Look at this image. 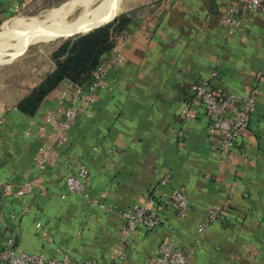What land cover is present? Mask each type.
<instances>
[{"label":"crops","instance_id":"1","mask_svg":"<svg viewBox=\"0 0 264 264\" xmlns=\"http://www.w3.org/2000/svg\"><path fill=\"white\" fill-rule=\"evenodd\" d=\"M34 1L0 0V21ZM232 6L237 22L228 23ZM130 10L119 42L124 61L107 69L93 101L73 102L67 126L57 108L68 104L60 91L70 79L34 111L18 107L54 65L0 90V247L12 238L17 251L147 264L171 239L193 247L188 264H264V3L252 11L245 0H145ZM202 78L238 96L257 88L230 157L210 132V112L189 90ZM40 146L48 149L43 166ZM80 164L89 171L87 196L66 192L63 182ZM25 183L32 190L16 195ZM177 190L188 198L185 217L169 196ZM134 202L162 221L149 230L139 225L125 245L119 210ZM216 205L217 217L199 233Z\"/></svg>","mask_w":264,"mask_h":264},{"label":"built area","instance_id":"2","mask_svg":"<svg viewBox=\"0 0 264 264\" xmlns=\"http://www.w3.org/2000/svg\"><path fill=\"white\" fill-rule=\"evenodd\" d=\"M261 3H264V0H245L246 7L252 11L256 10ZM236 11L237 6L230 7L225 21L228 23L237 22L235 17ZM123 39L124 34L122 32L114 36L113 43L108 51V56L97 63L90 77L84 83H76L70 80L60 91L61 99L68 100V104L65 107L57 108L58 111L62 110L63 112L64 119L61 121L63 127L67 126L74 116L75 106L73 102L79 98H84L89 102L93 101L96 91L104 86V75L107 69L121 64L124 61V54L119 47V42L123 41ZM213 73L214 71H211V74ZM258 73L264 74V66L258 70ZM189 90L200 99L210 112L213 117L209 128L210 132L219 135L221 147L225 151L226 156L230 157L235 140L247 130L248 116L254 110L256 86H252L245 96H238L233 92L214 91L210 86L209 79L202 78L191 83ZM183 111H187L186 107ZM61 139H66V136L61 135ZM39 151L41 156L36 162L38 165L43 166L46 162L48 149L40 146ZM88 177L89 171L85 164H80L75 171L66 173L63 177L66 192L82 193L87 196ZM30 190H32L31 183H25L18 187L15 193L16 195H21ZM169 196L177 207L178 215L185 217L188 209L186 193L182 190H177ZM93 200L96 203L99 202L98 198H94ZM218 212L219 206L217 205L208 209L206 220L197 225L199 233L204 232L209 221L215 219ZM119 213L122 218L121 235L125 245L131 243V232L139 225L149 230L158 226L162 221L157 211L139 202H134L128 207L121 208ZM191 251H193L192 246L182 249L177 247L171 239L163 240L158 245V252L148 258L147 264H188V255ZM123 263L128 264L126 261ZM0 264L108 263L105 261L95 263L91 259L76 261L70 258L65 251H61L57 255H49L40 251H17L12 246V238H8L6 245L0 247Z\"/></svg>","mask_w":264,"mask_h":264},{"label":"rangeland","instance_id":"3","mask_svg":"<svg viewBox=\"0 0 264 264\" xmlns=\"http://www.w3.org/2000/svg\"><path fill=\"white\" fill-rule=\"evenodd\" d=\"M74 1L76 0H35L21 9L9 11L0 21V28L13 18L42 16V14L58 10ZM142 1L145 0H122L121 9L110 20L73 35L64 36L56 40L32 42L20 47L17 52L9 47L0 48V90L9 86V83L14 82L16 78L37 69L40 65L52 64L55 66L57 59H65L76 44L84 41L82 37L92 31L110 25L116 17L123 13H129L131 7ZM109 31V39L111 40L120 33L114 28L109 29ZM10 40L11 42L14 41L13 44L16 43L14 39H9L8 41L10 42Z\"/></svg>","mask_w":264,"mask_h":264},{"label":"bare ground","instance_id":"4","mask_svg":"<svg viewBox=\"0 0 264 264\" xmlns=\"http://www.w3.org/2000/svg\"><path fill=\"white\" fill-rule=\"evenodd\" d=\"M121 1L76 0L42 16L13 18L0 28V48L17 52L32 42L56 40L93 28L110 20L121 9Z\"/></svg>","mask_w":264,"mask_h":264},{"label":"trees","instance_id":"5","mask_svg":"<svg viewBox=\"0 0 264 264\" xmlns=\"http://www.w3.org/2000/svg\"><path fill=\"white\" fill-rule=\"evenodd\" d=\"M129 19L130 16L123 13L110 25L82 37L84 41L76 44L65 59H57L54 68L18 101V107L27 112L34 111L42 97L64 78L76 83H84L97 63L108 56L109 48L113 43V39H109V29L114 28L122 32Z\"/></svg>","mask_w":264,"mask_h":264}]
</instances>
